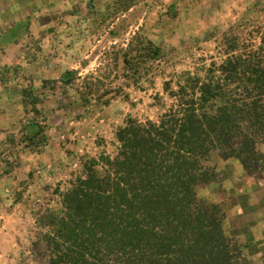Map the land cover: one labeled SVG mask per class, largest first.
I'll return each mask as SVG.
<instances>
[{"label":"trees","instance_id":"1","mask_svg":"<svg viewBox=\"0 0 264 264\" xmlns=\"http://www.w3.org/2000/svg\"><path fill=\"white\" fill-rule=\"evenodd\" d=\"M113 1L96 32L113 26L110 38L119 43L103 51L95 75L67 71L57 80L60 97L75 91L85 108L129 99L127 89L144 79L154 84L167 53L175 52L151 39L144 24L125 44L140 22L141 1ZM167 14L176 20L175 4ZM205 38L215 55L209 63L200 57L193 70L170 73L164 90L172 103L157 121L127 117L111 139L96 138V155L76 154L78 169L61 166L67 180L49 186L32 211L50 264H264L261 255L249 254L250 243L231 234L215 193L203 194L220 188L228 162H239L246 174L264 172V24L244 16ZM24 98L20 142L43 153L44 97L29 87ZM24 192L13 191L11 207Z\"/></svg>","mask_w":264,"mask_h":264},{"label":"crops","instance_id":"2","mask_svg":"<svg viewBox=\"0 0 264 264\" xmlns=\"http://www.w3.org/2000/svg\"><path fill=\"white\" fill-rule=\"evenodd\" d=\"M193 1L203 6H200L199 10L197 9L199 6H195L197 8L194 11L198 14L191 15L187 12V19L183 16L184 7L187 6L182 0H161L162 5L157 6L155 12L159 9L164 11L175 4L176 10H179L176 20L181 18L186 19L187 23H192L196 19L200 21L199 18L204 15L206 16L204 19L212 24L209 12L204 8L214 4L217 8L215 15L219 18L209 31H205V35L214 29L224 31L245 15V12L237 11L242 7H238L236 3L230 5L232 0ZM112 2L114 1L0 0V199L5 196L11 197L13 191L23 192L25 190L23 182L30 184L39 168L47 169L43 170L47 172L43 174L46 178L51 176V180H56L58 132L65 130L69 122L57 113V80L67 71H76L81 78L89 72L98 71L99 65L96 69L93 65L94 60H98L99 55H102L111 44L119 43L118 38H110V29L113 26H106L105 29L104 26H100L96 32V28L104 22V9ZM187 3L191 7L192 3L188 0ZM93 10H98V14L95 15ZM159 17L155 20L158 21ZM142 24L140 20L133 33ZM150 38L152 39L151 36ZM29 87L33 88L34 94L44 97L43 105L48 124L45 134L48 142L43 153L24 149L22 140L20 142L21 131L27 123L24 91ZM70 97L71 103L78 105L79 94L71 93ZM60 99V102H63L70 98ZM57 121H62V127ZM240 169L243 173L241 167ZM262 174L264 176V172ZM22 176H26V179ZM261 184L264 187V181ZM6 188L9 190L8 194ZM252 196L250 205L252 209L246 213V217L241 214L240 218H245L246 226L251 227L249 230L253 232L252 238L248 236L250 240L246 238L250 248H254L255 251L259 248L263 254L264 196L257 198L256 190ZM24 205L23 202L16 203L13 209L16 211L24 208ZM235 206L241 213V205L236 203ZM238 231L243 234L240 228Z\"/></svg>","mask_w":264,"mask_h":264},{"label":"rangeland","instance_id":"3","mask_svg":"<svg viewBox=\"0 0 264 264\" xmlns=\"http://www.w3.org/2000/svg\"><path fill=\"white\" fill-rule=\"evenodd\" d=\"M140 1L137 9L140 11V20L145 25L149 36L163 44L167 52L172 49L175 52L173 54L171 52L170 54L167 53L168 62L164 60L160 65L161 71H157V74L154 76V84L148 80L150 78L144 79L140 86H131L127 89L129 99L127 97L114 98L109 106H97L95 104L85 108L79 102L75 106L71 103V97L67 99L69 102L67 100L60 102L62 89L60 87L57 88V107H63L58 109L57 113L63 116L65 121H69L66 126L69 130L67 131L64 127L65 130L58 132H64L68 140L64 142L67 143L65 145L58 141L57 177L56 180H51V176L46 178L43 175L44 173L47 174L46 171H43L46 168H37L41 173H38L37 170L34 180L30 184L24 185L26 192H24L22 199V202L25 204L24 208L21 207L15 211L11 207L10 201H8L10 196L1 198L3 207L0 209V264H50V254L47 251L46 245L40 240L39 234L41 230L36 226L32 211L47 199V196L50 194L48 190L49 186H53L61 180H67V176H63L62 174L61 166L70 164L71 170L78 169L79 162L76 154L83 155L89 153L96 155L98 153V147L94 145L96 138L103 136L105 140L111 139L113 137L112 129L122 125L127 117H132L141 122L147 120L157 121L172 103L164 90L165 82L171 80L170 73L174 70L178 73L185 69L193 70L194 65H196L200 57H204L209 63L211 61V55H215L213 41L205 38L208 34L205 35V31H209L214 26L213 23L219 18L215 15L217 8L214 4L213 6L204 8L209 12L208 16L212 21V24H210L209 20L204 19L206 17L204 15L199 18L200 21L196 19L192 23H187V12L191 13V15L198 14L194 11L197 8L195 6H199L197 8L198 10L201 6L193 0H188L192 3L191 7L187 3V0H182L183 2L185 1V6H187L183 10V16L186 19L182 20L178 18L179 20L177 19L175 21H172L168 17L167 13L169 9L167 8L164 11L159 9L158 12H155L156 7L162 5L161 0ZM230 2V5L236 3L235 5L242 7L237 9V11L239 13L245 12L243 17L245 16L264 24V1H261V4H258L257 0H232ZM161 16H164V18L162 19ZM158 17L159 20H155ZM146 22H148V25H146ZM246 29H243L246 33L245 39L249 35V31ZM134 30V26L129 29L125 36V44L134 34ZM258 43L259 40H257ZM100 58L101 55H99L98 60H94L93 65L96 69L98 65L101 66ZM172 66H175V68ZM90 73L95 75L97 71L89 72L87 75ZM72 93H75V91ZM110 95L112 96V94ZM57 124L62 127V121H57ZM73 129L77 131H72ZM70 140L71 142H69ZM240 165L237 161L222 165L219 174L220 188H215V190L206 188L203 194L212 195V193H215L217 200L221 203V207L228 218L231 234L244 242H248L246 238L250 240L248 236L252 238L253 232L251 233L249 230L251 227L246 226L244 222L245 218L240 217L241 214L243 217H246V213L252 209L250 205L254 190L257 191V198L264 196V187L261 186V183L264 181V176L262 174L263 172L260 174L255 172L246 174L243 171L242 173ZM23 177L26 179V176ZM39 177H42L44 180ZM35 187L38 188L36 193L28 197L26 195L27 191L33 192L35 191ZM236 203L241 205V213L236 208ZM238 220L241 222H237ZM239 228L243 230L242 235L238 231ZM249 254L253 257L257 254L259 256L261 255V260L264 262V254H262L259 248L256 251L254 248H250Z\"/></svg>","mask_w":264,"mask_h":264},{"label":"built area","instance_id":"4","mask_svg":"<svg viewBox=\"0 0 264 264\" xmlns=\"http://www.w3.org/2000/svg\"><path fill=\"white\" fill-rule=\"evenodd\" d=\"M57 140H58L60 143H64V142H66V141L68 140V137H67V135H66L64 132H61V133H59V135H58V137H57ZM38 173H41V171L38 170ZM37 190H38V188L35 187V191H33V192H32V191H27V194H26V195L29 197V196L35 194ZM6 193L8 194V193H9V190L6 189ZM25 193H26V192H25Z\"/></svg>","mask_w":264,"mask_h":264}]
</instances>
